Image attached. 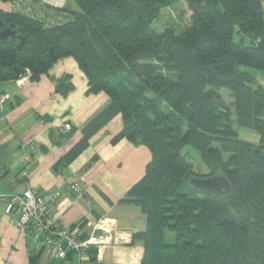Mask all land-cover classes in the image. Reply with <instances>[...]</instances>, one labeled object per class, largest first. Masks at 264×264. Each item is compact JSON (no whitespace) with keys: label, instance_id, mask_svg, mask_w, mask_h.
<instances>
[{"label":"trees","instance_id":"16d2710c","mask_svg":"<svg viewBox=\"0 0 264 264\" xmlns=\"http://www.w3.org/2000/svg\"><path fill=\"white\" fill-rule=\"evenodd\" d=\"M71 1L75 10H50L57 18L64 15L51 26L0 12L4 26L27 37L21 52L16 40L0 44V81L15 80L26 69L32 80L71 58L87 80L88 94L109 100L84 130L85 138L120 116L123 128L111 143L126 140L150 152L143 178L120 201L140 208L146 230L118 247L115 258L136 254L138 264H264V89L242 70L264 73L261 0ZM180 4L191 14L188 26L181 34L158 30L163 10ZM222 88L233 96L232 111L217 91ZM235 127L257 134L258 143L241 140ZM185 148L198 152L207 173L195 171ZM213 176L228 180L227 197L190 186L193 178ZM96 254L91 247L89 263ZM39 256L30 264H38Z\"/></svg>","mask_w":264,"mask_h":264},{"label":"crops","instance_id":"0c3cea01","mask_svg":"<svg viewBox=\"0 0 264 264\" xmlns=\"http://www.w3.org/2000/svg\"><path fill=\"white\" fill-rule=\"evenodd\" d=\"M61 3L75 10L71 0ZM36 9L47 19L54 18L47 7L36 5ZM0 12H13L11 0H0ZM67 85L71 88L64 91ZM87 90V80L71 58L57 61L23 87L13 79L0 81V96H8L0 105V198L35 188L47 201L49 213L60 217L78 239H88L101 225L107 237L89 264H138L136 254L115 258V250L145 232L147 219L140 208L120 201L143 178L150 152L126 140L111 143L123 128L120 116L85 138L84 130L109 104L104 94ZM64 124L71 125V131H60ZM253 134H244L243 141L258 143ZM21 144L32 148L33 166L27 176ZM73 184L80 185L81 196L70 191ZM5 209L0 199V264H30L36 255L38 264H77L74 256L63 261L45 249H35L31 238L16 228V215H7Z\"/></svg>","mask_w":264,"mask_h":264},{"label":"built area","instance_id":"2783aa9c","mask_svg":"<svg viewBox=\"0 0 264 264\" xmlns=\"http://www.w3.org/2000/svg\"><path fill=\"white\" fill-rule=\"evenodd\" d=\"M36 5L47 7L56 11L63 8L61 0H11L12 11L24 16L34 17L48 25L60 24L61 18L47 19L42 10L36 9ZM54 13V12H51ZM31 71L24 70L15 79L18 87H23L30 81ZM8 98L6 94L0 96V105ZM71 131V125L64 124L60 131ZM23 173L25 176L31 171L33 166L32 148L27 144H21ZM70 191L76 196L82 195V188L78 184L70 186ZM6 203L5 212L7 215L15 214L14 224L16 228L31 238L35 249H45L55 258L63 260L71 253L77 260V264H89V250L91 247H98L101 240L88 239L80 240L74 231L65 226L60 217L53 216L48 211L47 201L39 198L35 188H28L21 194H14L0 198ZM101 225H99V230Z\"/></svg>","mask_w":264,"mask_h":264},{"label":"rangeland","instance_id":"374dc122","mask_svg":"<svg viewBox=\"0 0 264 264\" xmlns=\"http://www.w3.org/2000/svg\"><path fill=\"white\" fill-rule=\"evenodd\" d=\"M190 17H191V14L190 12L187 11L185 4L176 5L166 10H163L160 17L157 20V24H156L157 26L156 25L155 26L158 30H161L163 27H168L170 29L175 30L177 34H181L182 30L186 26H188ZM242 70L251 74L256 79V82L260 86L264 87V73L263 72L255 71L252 69H246V68H242ZM217 91L223 98L226 105L229 106L230 110L232 111L233 110L232 94L223 88ZM234 129L236 130L238 137L242 138V140H245L244 134L250 133L254 135L253 134L254 132L253 133L251 131L249 132L246 129H241V128L238 129L236 127ZM188 150H190V156L194 164L195 171L198 173L200 172L207 173L205 166H203L199 160L198 152L195 150L188 149V148H185L183 152H187ZM172 240H173V235L168 234L166 238V243L170 244Z\"/></svg>","mask_w":264,"mask_h":264},{"label":"water","instance_id":"95a60500","mask_svg":"<svg viewBox=\"0 0 264 264\" xmlns=\"http://www.w3.org/2000/svg\"><path fill=\"white\" fill-rule=\"evenodd\" d=\"M0 28V44L4 45L9 40H16L18 41L16 50L21 52L26 45L27 37L18 35V31L12 29V25H10L9 27H5L2 22H0ZM52 55V50H50L48 57L51 58ZM189 183L194 190L203 194H209L218 197H227L231 192V186L228 180L223 176H213L210 178H193ZM92 237L97 240H102L107 236L101 230H95Z\"/></svg>","mask_w":264,"mask_h":264},{"label":"flooded vegetation","instance_id":"af4514ba","mask_svg":"<svg viewBox=\"0 0 264 264\" xmlns=\"http://www.w3.org/2000/svg\"><path fill=\"white\" fill-rule=\"evenodd\" d=\"M5 27H7V26H5ZM0 30H1V28H0Z\"/></svg>","mask_w":264,"mask_h":264}]
</instances>
